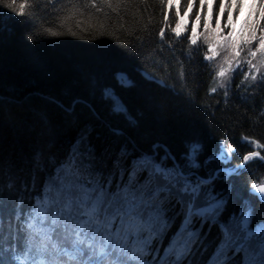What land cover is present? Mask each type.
<instances>
[{"label": "trees", "instance_id": "16d2710c", "mask_svg": "<svg viewBox=\"0 0 264 264\" xmlns=\"http://www.w3.org/2000/svg\"><path fill=\"white\" fill-rule=\"evenodd\" d=\"M20 2L24 0H17ZM28 2L35 6L33 19L0 6L3 252L20 254L30 232L27 223L39 210L37 201L42 202L53 188L61 167L81 159L89 162L87 167L93 175L111 180L113 187L122 180L126 182L145 158L166 171L194 172L184 175L193 185L202 181L196 174L211 178L216 173L212 182L201 185V191L205 197L211 195L225 202L220 223L229 222L242 211L251 214L253 225L264 222V203L251 188L254 183H264V162L250 160L239 173L229 176L224 170L216 172L240 164L251 151L264 155V149L249 143L254 139L264 144V68L255 81L245 80L248 67L243 64L225 88L210 92L220 79L214 77L227 52L210 37L220 54L211 61L204 58L208 53L204 36L208 33L202 27L203 20L197 44H190L187 37L196 7L185 18L187 30L182 29L179 38L165 28L161 40L158 32L164 26V17L159 0H124L116 12L106 6L101 13L85 7L83 15L77 12L71 19L65 9L72 3L83 6L87 0H57L55 5L48 0ZM186 2H180L181 15ZM218 3L216 0L213 5V27ZM54 7L61 10L54 12ZM174 12L175 8L169 11L171 27L175 26ZM243 19L237 22V30ZM49 27L62 34L52 36L43 31ZM119 75L131 84L123 85ZM107 90L122 101L127 115L113 112ZM222 142L234 149L228 162L216 159ZM162 145L176 157L179 168ZM194 145L199 147L193 155ZM152 171V166L137 169V178L144 183ZM183 213V206L175 201L167 208L170 227L157 247L168 246L182 224ZM195 230L202 234L207 253L196 254L194 248L190 259L193 264H203L219 240V225L200 221Z\"/></svg>", "mask_w": 264, "mask_h": 264}, {"label": "snow or ice", "instance_id": "6c2138e0", "mask_svg": "<svg viewBox=\"0 0 264 264\" xmlns=\"http://www.w3.org/2000/svg\"><path fill=\"white\" fill-rule=\"evenodd\" d=\"M71 3V0H69ZM181 0H159L162 7L164 26L158 32L164 39L165 28L179 38L182 29L187 30V21L193 8L196 7L194 19L191 22L190 35L187 37L191 45L198 42V28L202 27L207 36L204 43L208 47L206 60H213L220 53L215 50L210 37L227 55L216 72L217 88H225L226 74L241 64L248 67L244 79L255 81L257 73L264 68V0H219L214 24L213 5L216 0H187L183 15L180 13ZM57 0H48L55 5ZM124 0H87L83 6L72 3L65 9L71 19L77 12L83 15V8L90 7L96 13H101L106 6L116 12ZM115 4V7H114ZM0 6L11 10L17 16L33 19L35 6L28 0L17 3V0H0ZM175 8V26L168 23L169 11ZM56 7L53 11H60ZM203 13V16H202ZM227 13L226 20L222 19ZM235 14V19H234ZM243 19L242 26L237 30V22ZM80 20H77V27ZM103 27V24H101ZM225 29L228 31L225 33ZM52 36H59L60 31L44 28ZM68 32L75 36L71 28ZM200 35H203L201 33ZM31 39V37H29ZM254 45V47H253ZM171 46V45H170ZM241 53H244L241 56ZM259 53V59L257 54ZM256 60V63L253 61ZM228 67L225 68L224 65ZM183 76V72H181ZM118 80L125 86L131 84L124 75ZM264 80V76H261ZM243 83V81H242ZM111 97L113 112L127 115V108L111 90L106 91ZM224 95L227 97V91ZM116 131V130H114ZM118 134V133H117ZM249 140L248 137H244ZM256 149H264V144L249 140ZM198 145L192 147L193 155ZM75 149L73 154L75 155ZM234 149L231 145L224 146L216 157L224 162L231 160ZM258 158L264 161V155L258 150L243 156L242 163L236 168L227 169L228 173H239L248 161ZM85 160L68 167H61L58 179L45 199L37 201L36 215L27 223L30 230L25 241V247L19 255L12 250L3 252L0 248V264H193L190 257L194 248L207 253V246L201 239V233L196 231L197 222H211L219 225L220 237L213 248L212 254L203 264H264V223L252 226L250 213L242 211L239 216L229 222L220 223L219 216L223 200L201 191L200 181L193 185L189 178L179 171H166L159 165H152L145 158L128 175L127 181H121L113 187L111 180L95 176L89 170ZM152 166L146 182L137 178V169ZM253 194H259L264 201V183L251 185ZM175 201L184 208V218L178 231L167 247L156 246L160 238L165 236L170 227V217L167 208ZM239 257V260H237Z\"/></svg>", "mask_w": 264, "mask_h": 264}, {"label": "water", "instance_id": "95a60500", "mask_svg": "<svg viewBox=\"0 0 264 264\" xmlns=\"http://www.w3.org/2000/svg\"><path fill=\"white\" fill-rule=\"evenodd\" d=\"M162 147H163V149L164 150H166V152L172 157V159L174 160V162L176 163V165L177 166H179V164H178V162H177V160H176V157H174L172 154H171V152L167 149V147L165 146V145H162ZM262 155V154H261ZM264 162V161H263ZM242 163V162H241ZM240 163V164H241ZM249 163V161L247 162V164ZM240 164H238V165H236V166H234V167H232L233 169L234 168H236L237 166H239ZM246 164V165H247ZM245 165V166H246ZM227 169H229L228 167H223V168H220V169H218L216 172H218V171H221V170H224L227 174H226V176H229V175H231V174H233V173H228L227 172ZM182 172V171H181ZM183 173V172H182ZM191 174H193V172H191V173H188V174H184L183 173V175H186V176H189V175H191ZM217 176V174L215 173L214 174V176L213 177H211V178H204V177H201V176H199V178L202 180V181H207V182H212L213 180H214V178ZM260 184H262V183H260ZM253 192V191H252ZM257 197H258V199H259V201L261 202V203H264V201H262L260 198H259V194H255Z\"/></svg>", "mask_w": 264, "mask_h": 264}, {"label": "rangeland", "instance_id": "374dc122", "mask_svg": "<svg viewBox=\"0 0 264 264\" xmlns=\"http://www.w3.org/2000/svg\"><path fill=\"white\" fill-rule=\"evenodd\" d=\"M242 66H243V64H242L240 67H242ZM236 69H238V68H235V66L233 65V70H232V71H229V72L226 74V76L228 77V79L225 81V85H227V84L231 81L230 77L233 75V72H234ZM246 71H248V69H247ZM167 171H169V170H167ZM217 200H219V199H217ZM247 213H249V212H247ZM263 223H264V222H263ZM255 225H256V224H255ZM255 225L252 224V226H255Z\"/></svg>", "mask_w": 264, "mask_h": 264}, {"label": "bare ground", "instance_id": "6f19581e", "mask_svg": "<svg viewBox=\"0 0 264 264\" xmlns=\"http://www.w3.org/2000/svg\"><path fill=\"white\" fill-rule=\"evenodd\" d=\"M157 145H155V147H156ZM178 168H179V166H177ZM179 172H181V170L179 169ZM194 173V172H193ZM196 174V173H195ZM198 177L200 176V175H198V174H196Z\"/></svg>", "mask_w": 264, "mask_h": 264}]
</instances>
